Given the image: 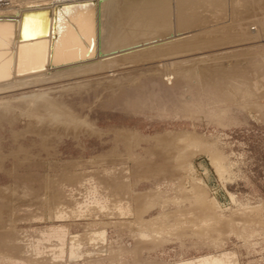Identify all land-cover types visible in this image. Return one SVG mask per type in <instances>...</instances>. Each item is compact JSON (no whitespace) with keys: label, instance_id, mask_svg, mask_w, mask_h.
Segmentation results:
<instances>
[{"label":"rangeland","instance_id":"374dc122","mask_svg":"<svg viewBox=\"0 0 264 264\" xmlns=\"http://www.w3.org/2000/svg\"><path fill=\"white\" fill-rule=\"evenodd\" d=\"M256 1L240 34L264 30ZM261 34L116 62L73 92L48 84V108L4 94L17 101H0V264H264Z\"/></svg>","mask_w":264,"mask_h":264},{"label":"bare ground","instance_id":"6f19581e","mask_svg":"<svg viewBox=\"0 0 264 264\" xmlns=\"http://www.w3.org/2000/svg\"><path fill=\"white\" fill-rule=\"evenodd\" d=\"M217 1L209 0L206 3L205 0H1L0 101H4L5 104L12 99L17 101L15 96L7 99L4 94L12 96L14 92L19 91L17 99L19 101L24 99L25 102L21 100L24 105L30 100L29 104L33 107L36 102L42 101L48 108L51 104L56 106L54 97L48 95L52 90L49 89L52 86L48 84L59 83L61 91L64 88L62 85L73 84L69 88L73 92L75 87L80 89L90 84V81L88 83L85 80L99 77L104 72L109 73L107 71L110 66L116 62L125 60L135 62L138 58L157 57V60L162 61L212 46L220 39L228 42L234 35L247 40L262 36L264 30L256 31L254 35L250 32L240 34V31H245L242 24L245 25L250 15L249 2L252 0H232V3L230 2L232 18H228L229 22L226 16L228 17L230 13H224L226 16L222 14L230 9L227 1L223 0V3L219 1L221 2L219 6L224 8L223 12L222 8L216 6ZM204 2L208 4L209 11L204 8L205 4L202 5ZM257 3L256 5H260ZM199 5L205 9L201 8L202 12L203 10L209 12V15L206 12L205 16L201 15ZM210 6H214L212 10L218 8L215 16L214 10L210 13ZM225 7L229 9L226 10ZM196 8L199 10H195ZM219 10L225 17H223L225 23L217 25L220 24L219 21L213 25L215 18L222 17ZM24 13L27 17L24 18L21 34ZM218 13L220 16L216 17ZM210 16L211 19L215 17L212 19L214 20L213 24L211 23L212 28L191 31L194 30L191 27L196 28L199 24L206 28L205 22L209 21L205 19L206 17L209 19ZM262 24L264 25V22ZM233 26L241 29L235 34L233 31V36H230V32L221 37L210 35L217 28L230 29L234 28ZM190 28L191 30H188ZM41 32L44 33L39 34ZM160 66L164 70L158 73H162V76L172 83V79L177 75L173 67L175 60L163 61ZM116 80L118 82L119 78L114 81ZM82 81L85 82L81 83ZM112 81L113 79L111 83ZM47 88L48 91H45ZM67 89L68 87L64 90ZM27 90L31 91L29 97L25 96Z\"/></svg>","mask_w":264,"mask_h":264},{"label":"water","instance_id":"95a60500","mask_svg":"<svg viewBox=\"0 0 264 264\" xmlns=\"http://www.w3.org/2000/svg\"><path fill=\"white\" fill-rule=\"evenodd\" d=\"M27 17L26 13L23 14L22 16V22H21V34H22V28H23V21H24V18ZM44 32H41L39 34H43Z\"/></svg>","mask_w":264,"mask_h":264}]
</instances>
